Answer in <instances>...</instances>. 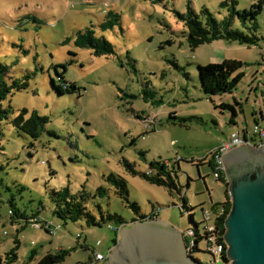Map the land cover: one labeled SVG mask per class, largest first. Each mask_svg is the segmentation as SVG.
<instances>
[{"label": "rangeland", "instance_id": "obj_1", "mask_svg": "<svg viewBox=\"0 0 264 264\" xmlns=\"http://www.w3.org/2000/svg\"><path fill=\"white\" fill-rule=\"evenodd\" d=\"M225 1L0 0L5 79L8 84L15 79L28 82L26 89L13 90L3 102L11 111L0 135V257L7 264H36L58 250L68 252L58 264H84L96 253L108 255L116 239L115 224L88 227L83 219L64 223L53 215V190L68 189L73 195L83 190L89 195L86 208L97 221L99 205L104 214H117L131 223L139 216L108 180L110 175L120 176L140 215L157 214V220L183 236L184 230L194 228L188 214L200 223V205L210 209L211 202H225V184L215 180L207 162L196 164L233 133L252 132L259 108L264 115V12L257 16V45L220 39L195 50L188 45L185 21L179 17L188 14L190 6L203 21L200 11L205 7L222 20L231 13ZM236 2L242 12L253 0ZM107 19L114 25L101 31L99 25ZM233 28L244 31L237 17ZM86 29L109 41L114 54L94 56L77 46L78 33ZM225 59L246 64L239 71L241 81L231 94L204 95L197 65ZM64 69V80L80 87V94L60 96L53 90L51 80L61 84L56 72ZM222 103L235 108V124L230 122L232 112L219 107ZM24 109L26 117L35 111L49 119L36 140L11 123ZM170 113L187 121L180 125ZM147 118L155 121L147 123ZM175 159H180L178 164ZM124 160L138 173H147L154 161H167L169 169H175L181 194L132 175ZM98 188L106 194L94 198ZM182 196L194 206L188 213L179 207ZM14 210L26 217L38 215L52 232L26 226ZM16 246L17 257L9 261ZM206 247V241H200L193 258L215 264Z\"/></svg>", "mask_w": 264, "mask_h": 264}, {"label": "trees", "instance_id": "obj_2", "mask_svg": "<svg viewBox=\"0 0 264 264\" xmlns=\"http://www.w3.org/2000/svg\"><path fill=\"white\" fill-rule=\"evenodd\" d=\"M236 3V0H226L224 2V5L231 6V13L228 16L224 17L222 20H217L214 15L205 7H203L200 11V16H204L203 21L200 20L199 15L196 14L190 6L188 8V14H180L179 17L185 21V25L187 28V42L189 47L195 50L200 45L211 43L220 39L234 41L246 46L257 45L260 41V38L257 35V16L264 12V0H253L251 8L242 12L238 11L235 8ZM107 16H111V13L109 12ZM235 17L238 18L239 22L244 28V31L233 28V21ZM114 18L116 21H118L117 15H114ZM113 25V22L107 19L99 25V28L101 31H106L112 28ZM75 43L81 48L90 49L94 56H108L114 54L113 45L103 37H96L92 29H86L84 32L78 33ZM244 65L246 64L233 59H225L221 63L197 65V75L201 91L206 96L231 94L233 90L236 89L243 77V73L239 71ZM7 72L8 67L0 64V135L2 134L1 124L3 120L9 118V114L11 112L10 108H5L3 106V102L6 100L9 94L13 93V90L21 91L28 87L27 80L21 82L15 79L13 80L12 84H8L5 79V75ZM65 72V69L61 73L56 72L58 81L61 82V84L58 85L54 80H51L53 90L60 96L71 93L80 94V87L76 86L74 83H70L64 80ZM25 78L28 79L29 75H26ZM262 96L264 100V91L262 92ZM219 107L222 109H228L232 112L230 122L232 124H235V108L232 105L226 103L220 104ZM261 111V108H259L258 112L256 113L259 114V112ZM26 114L27 110H22V112L18 116H16L11 121V123L15 129L29 136L31 139L36 140L40 137L41 132L45 128L47 122H49V119L46 116L39 115L35 111L32 112L29 117H26ZM137 117L141 118L140 116ZM169 117L175 121L178 120L180 125H182L183 122L187 121V119L177 118L174 113H170ZM262 119L264 122V115H262ZM248 134V130L245 129L243 131L242 137L244 136L246 138H249ZM253 139L252 141H254ZM214 151L210 153V156L207 160H201L196 164L197 166H200L207 162L208 166L213 171V176L217 171ZM179 161L180 159H175L174 162L178 164ZM191 163H193V161ZM123 164L126 167L127 171L132 175L136 176L139 174L141 177L152 184H155L157 186H165L170 190L177 191L178 194H181V186L176 181L177 175L175 173V169H169V163H167V161H154L150 163L151 170L147 171V173H138L134 169V166L126 160L123 161ZM225 177V170L219 172L218 178L214 176L215 180L223 182L226 186L225 202H211L210 209L204 208L203 205H200L203 220L200 223H196L193 219V214H188V221L193 224L194 228L186 229L192 231L194 235V245L193 247L188 249V253L193 257V253L199 250V242L205 240L207 244L206 252L213 257L215 264H229V260L226 256V245L224 243L223 235L225 232L224 221L230 211L231 201L228 194V182ZM108 180L111 181L115 189V194L122 201L127 203L128 206L132 208V210L139 216L138 220H133L131 223L137 221L157 220V214H154L150 217L140 215L139 206L134 202H130L128 198L127 183L124 178L120 176L110 175L108 177ZM105 194V189L98 188L95 192L94 198H96L97 196L102 197ZM88 197L89 195L83 190L75 195L71 194L68 189L51 191V201L54 205L53 215L64 223L68 221L77 222L83 219L88 227H100L103 223H114L115 227L113 228V231L116 234V239L114 240L113 244L115 245L117 243L119 229L129 223H127L122 217L117 214H104L101 211L99 205L98 210H100V219L99 221H97L95 216L86 208L85 204ZM179 207L184 213H188L194 209V206L190 205L186 196H182V204ZM13 213L14 216H16V219L17 216L24 219L26 226H31V221L33 220L40 221L38 215L36 214H33L31 217H26L25 214H19L15 210L13 211ZM207 213L209 214V216H207ZM43 223L46 224L47 222ZM210 225L214 227L213 232L209 231ZM200 226L202 229L201 231ZM42 229H44L48 233H51V225L48 228L43 227ZM184 240L186 245L190 246V240L185 236ZM221 243L224 244L223 251L220 254L219 258H216L215 255L211 252V249L213 246ZM16 249L17 246L13 248L12 251H10L9 261H13L16 259ZM67 253V251L62 250H58L55 254L47 253L36 264H58L64 260V257ZM91 258H89V260L84 264H88ZM7 263V261H4L0 257V264Z\"/></svg>", "mask_w": 264, "mask_h": 264}, {"label": "water", "instance_id": "obj_3", "mask_svg": "<svg viewBox=\"0 0 264 264\" xmlns=\"http://www.w3.org/2000/svg\"><path fill=\"white\" fill-rule=\"evenodd\" d=\"M230 211L223 235L229 264H264V147L239 146L222 156ZM98 264H202L183 234L159 220L121 228L105 261Z\"/></svg>", "mask_w": 264, "mask_h": 264}, {"label": "built area", "instance_id": "obj_4", "mask_svg": "<svg viewBox=\"0 0 264 264\" xmlns=\"http://www.w3.org/2000/svg\"><path fill=\"white\" fill-rule=\"evenodd\" d=\"M144 121L145 122L147 121V123L148 122L152 123L155 121V118H152V119L147 118ZM248 137L249 138H246L244 136L242 137L239 133H233L230 136V139L228 142L223 143L221 146H219L218 148L215 149L214 154H215V162H216V170L217 171L214 174V176L216 178H218L219 172L224 170V164L222 161V156L225 153H227V152H229V151H231V150H233L239 146L251 145L253 143H256L258 145V147H264V124L256 123L253 126L252 132H249ZM257 138L260 139L259 142L256 141ZM252 139L254 141H252ZM207 216H209L208 213H207ZM31 226L35 227V228H43V227L48 228L50 226V224L49 223L44 224L43 222H41L39 220H33V221H31ZM209 231L213 232L214 227L210 225ZM51 232H52V230H51ZM184 236L190 240V246H187V249H190L194 245V243H193V236H194L193 232L189 231V230H185ZM223 247H224V244H222V243L212 247L211 252L215 255L216 258H219L220 254L223 251ZM105 260H106L105 256H103L100 253H96L92 256V258L90 259L88 264H98V263H101Z\"/></svg>", "mask_w": 264, "mask_h": 264}, {"label": "crops", "instance_id": "obj_5", "mask_svg": "<svg viewBox=\"0 0 264 264\" xmlns=\"http://www.w3.org/2000/svg\"><path fill=\"white\" fill-rule=\"evenodd\" d=\"M221 63V62H220ZM263 115V112L261 111V112H259V114L258 113H256L255 112V119H254V122L256 123V122H263V119H262V115ZM247 130V129H246ZM185 231V230H184ZM119 234H120V231H119V233H118V239H119ZM117 239V240H118ZM116 245V244H115ZM114 244H113V246H112V248H110L109 249V253H110V251L114 248V246H115ZM109 253H108V255H109ZM108 255L106 256V258L108 257Z\"/></svg>", "mask_w": 264, "mask_h": 264}, {"label": "flooded vegetation", "instance_id": "obj_6", "mask_svg": "<svg viewBox=\"0 0 264 264\" xmlns=\"http://www.w3.org/2000/svg\"><path fill=\"white\" fill-rule=\"evenodd\" d=\"M246 146H249L250 148H259L256 143H253L251 145H246Z\"/></svg>", "mask_w": 264, "mask_h": 264}]
</instances>
